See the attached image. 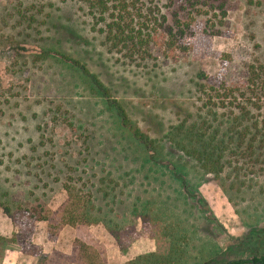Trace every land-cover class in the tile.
Wrapping results in <instances>:
<instances>
[{
    "label": "rangeland",
    "instance_id": "1",
    "mask_svg": "<svg viewBox=\"0 0 264 264\" xmlns=\"http://www.w3.org/2000/svg\"><path fill=\"white\" fill-rule=\"evenodd\" d=\"M225 2L219 36L198 20L187 52L168 58L154 48L156 60L138 64L109 51L81 0H0V237L10 249L29 250L45 230L61 250L83 245L76 264H131L156 251L151 237L161 248L163 236L170 241L172 226L181 264L264 254V158L207 174L171 141L172 129L206 114L210 88L243 89L249 66L264 67V0ZM174 165L183 173L174 177ZM86 205L104 224L60 223L64 209ZM29 251L39 264L63 262L58 251L51 261Z\"/></svg>",
    "mask_w": 264,
    "mask_h": 264
},
{
    "label": "trees",
    "instance_id": "2",
    "mask_svg": "<svg viewBox=\"0 0 264 264\" xmlns=\"http://www.w3.org/2000/svg\"><path fill=\"white\" fill-rule=\"evenodd\" d=\"M81 2L87 6L95 24L102 25L99 32L104 36L109 51L121 53L129 62L138 64L155 61L154 48L161 50L168 58L177 52H187L189 49L187 39L193 35V25L198 20L210 19L214 22L219 28L214 36H219L226 19L225 0H81ZM222 89L224 94H218L219 90L210 88L216 96L207 97V112L203 117L199 116L186 126H176L170 132V134L174 132L171 134V141L175 149L196 161L205 173L214 175L223 172L226 163L238 165L244 158H248L253 160L251 163L257 164L260 157L264 158V102L261 100L264 98L261 97L264 95V67L249 66L245 88H229L223 85ZM100 94L103 95L102 92ZM111 109L117 113V117H121L118 108ZM220 111L223 113L220 114ZM133 135L136 139L142 137L137 131H134ZM138 140L142 141L141 138ZM144 141L142 145L146 147ZM157 159V156L155 159L148 155L147 160L156 166L159 161ZM183 170V166L174 165L170 173L175 177L183 173ZM182 186L188 187V183L185 182ZM67 193L71 199L70 192ZM193 194V200L204 213L203 209L208 207L206 201ZM87 201V204L90 203L89 199ZM93 210L92 206L87 205L78 214L64 209L60 223L76 230L99 223L104 224L103 220L92 216ZM38 220L48 221L46 217H40ZM206 220L215 222L212 216ZM107 229L117 241L118 238L112 229ZM172 230L171 226L170 241H165L166 238L163 236L162 242L165 243L162 248L158 238L145 234L144 237L155 239L156 251L131 264H137L138 261L151 264H181L182 253L176 245L182 237L177 233L174 236ZM177 236L179 239H176ZM10 243L12 242L0 237L3 252L10 249ZM118 243L121 248L119 240ZM81 249L83 245L79 246V250L75 247L70 256L56 255L66 264L79 263L84 256ZM226 264H264V254L253 255L250 261L237 258Z\"/></svg>",
    "mask_w": 264,
    "mask_h": 264
},
{
    "label": "crops",
    "instance_id": "3",
    "mask_svg": "<svg viewBox=\"0 0 264 264\" xmlns=\"http://www.w3.org/2000/svg\"><path fill=\"white\" fill-rule=\"evenodd\" d=\"M7 219V218H5ZM9 223V222H8ZM7 221H5L2 217H0V229H3V227L5 229H7ZM44 224L47 227V224L44 222ZM73 229V228H71ZM14 232V229L10 230L9 235H11V233ZM45 230H43L42 232H40V235L44 236V238H42V241L40 240H33L29 247V250L32 249H36L37 251L42 252V254L47 255V260L51 261V258H49L48 256H50L52 254L53 251H58L61 253V255L63 256H70L72 254V249H68V250H61L59 245L55 244V243H49L46 240V234H45ZM2 237H4L1 234ZM41 239V237H40ZM29 246V245H28ZM26 250L25 248L19 247V245H14L11 249L6 250L4 252L3 258L0 261L1 264H39V258L38 255H35L33 252ZM154 251V247L152 246V249H150V252ZM41 259V258H40ZM61 264H66V263H61ZM72 264H76V263H72Z\"/></svg>",
    "mask_w": 264,
    "mask_h": 264
}]
</instances>
